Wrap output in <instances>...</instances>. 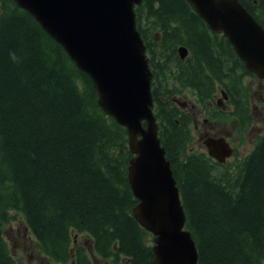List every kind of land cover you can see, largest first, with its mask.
<instances>
[{
	"label": "trees",
	"instance_id": "trees-1",
	"mask_svg": "<svg viewBox=\"0 0 264 264\" xmlns=\"http://www.w3.org/2000/svg\"><path fill=\"white\" fill-rule=\"evenodd\" d=\"M240 2L264 26V0ZM134 11L158 105L161 83L153 84L167 81L163 66L173 57L178 87L209 98L214 83L222 84L230 110L213 98V116L232 119L241 138L247 124L264 121L262 113L254 123L242 62L186 0H142ZM181 45L188 50L184 61ZM171 85L165 93L177 95ZM175 109L171 99L163 101L155 118L197 264H264V132L236 173L218 175L204 153L177 158L191 119ZM127 139L63 47L14 0H0V264H19L3 235L17 216L54 264H93L92 254L153 264L148 233L132 213Z\"/></svg>",
	"mask_w": 264,
	"mask_h": 264
},
{
	"label": "water",
	"instance_id": "water-1",
	"mask_svg": "<svg viewBox=\"0 0 264 264\" xmlns=\"http://www.w3.org/2000/svg\"><path fill=\"white\" fill-rule=\"evenodd\" d=\"M14 1L90 77L99 105L125 127L133 154L128 165V181L137 199L133 216L155 235L153 264H197V248L184 228L179 189L153 115L152 73L133 8L141 0ZM186 1L213 32L228 38L248 71L264 78V27L238 0ZM179 53L183 58L185 47ZM223 96L226 99V93ZM204 144L218 162L231 155L222 137H207Z\"/></svg>",
	"mask_w": 264,
	"mask_h": 264
},
{
	"label": "rangeland",
	"instance_id": "rangeland-1",
	"mask_svg": "<svg viewBox=\"0 0 264 264\" xmlns=\"http://www.w3.org/2000/svg\"><path fill=\"white\" fill-rule=\"evenodd\" d=\"M228 60V59H226ZM239 76V75H238ZM251 76H247L245 78V81L251 80ZM171 83L174 86H177L178 89H180V93H185L188 98H192L193 101L191 102L193 107L194 104L196 103V110L204 109V112L202 114L204 117H208L206 120L205 119H200L198 121L193 122V124H190V132H192L194 139L190 140L191 137L186 140V145L185 148L182 150H179V154L177 158L179 160L184 159L186 156L192 157L195 153L196 150L199 151H204L205 144L204 140L207 137L216 136L218 134V130H221L222 132H230L229 129H231V126L229 122H227L225 125H220L221 121L217 120L214 116H208V108L210 106L208 105V100H210L214 96V92L220 88V82H215L214 83V92H210V96L208 99H203L200 101H197V99L193 96L192 91L188 89H184L181 86L178 87L177 81L169 78L166 82H163L162 85L166 88L173 87ZM259 84V81L255 80L254 88ZM261 84V89H264V81L260 82ZM179 93V92H178ZM172 96L170 94H165L164 96V101H167L170 99ZM207 104L208 108L204 107V105ZM192 109V108H191ZM190 109V110H191ZM264 115V113H263ZM258 118L261 116L256 115ZM196 125V127H195ZM264 121L257 122L254 124V126L258 127L260 130L250 133L248 136L247 143L240 146L238 148V156H243L251 151L252 145L254 143V139L257 134H263V126ZM231 133V132H230ZM244 157V156H243ZM229 163L234 161V159L231 157L228 159ZM228 170L232 173L237 172V165L230 163L228 165ZM218 175L221 174V172L217 173ZM4 232V239L9 247L10 253L15 257V259L18 261L19 264H54L53 262H50L47 258H45L44 254L41 252L40 248L36 245L35 238L33 235L29 232L24 235L25 232V226L23 221H21V217L17 216L16 220H12L10 224L4 225L3 226ZM27 236V238L25 237ZM151 238V236H150ZM148 245H152V239H150V242L147 243ZM94 257L92 254L91 260ZM102 259V257H97L96 261ZM98 259V260H97Z\"/></svg>",
	"mask_w": 264,
	"mask_h": 264
},
{
	"label": "flooded vegetation",
	"instance_id": "flooded-vegetation-1",
	"mask_svg": "<svg viewBox=\"0 0 264 264\" xmlns=\"http://www.w3.org/2000/svg\"><path fill=\"white\" fill-rule=\"evenodd\" d=\"M181 46L177 47V53H178L179 57H180L179 48ZM173 59H174L173 57H170V59L168 58V62L169 63H168L167 68L165 67V65L163 66L164 67L163 72L165 73L163 80L166 77H168V79L171 78V79L175 80L174 76L176 75L177 70H176V65H174L175 63L173 62ZM181 60L184 61L185 58H181ZM238 71H239V69H237V73H238ZM245 72L246 71L244 69L241 70V74H244ZM255 80L259 81V84L254 88ZM261 81H262L261 79H257V78L253 77L251 80L247 81L246 83L242 82L244 87H248L249 90L251 89V90H254L256 92V94L254 96L250 97V99L253 102H256V104H252V103L249 102L250 108L254 110V114H255V115L253 114L254 123L256 121H258V119L260 118V117L258 118L256 116V115L260 116V105L262 107H264V89L260 90V88H261L260 82ZM158 83H161V89L159 90V93H160L159 94L160 104L158 105V101L157 100L154 101V108L156 110H158L160 105L163 103V101H164L163 99H164V96L166 94L165 91L167 90L164 87L165 90L163 92V96H161V94H162V83L163 82H158L157 81L156 83L153 84V87L155 88V86ZM184 89H188V90L192 91V88H190V87H187V88H184ZM192 94H193L192 97L194 98L196 93L192 91ZM207 95H208V92L203 93L202 97L197 94V98L196 99H197V101L203 100V99H205L207 97ZM213 98H215V97H212V99ZM170 99L175 103V108H176L175 111L176 112H180L183 115L186 114V115L190 116V119L193 120V122L198 121L200 119H205L206 120V117H204V115L202 114V112H204V110L200 109V108L198 110H196V107L195 106L193 107V105L191 103L193 101V99L191 97L188 98L185 93H180V91H179V93L177 95L172 96ZM216 100H219V98L216 97ZM165 102H167V101H165ZM225 102H226V100H223V103H225ZM210 103L212 104V101H210ZM209 106H213V105H209ZM204 107L208 108L207 104H205ZM190 113H192V115ZM226 118L229 119V117H226ZM193 122H190L189 124H193ZM227 122H229V124L231 126V129H229L231 133L230 132H222L221 130H223V129H220V130H218V134L216 136H214L215 134L212 136V137H217V136L224 137L229 142V145H230V147L232 149L231 155L229 157H227L223 163H219L218 164L219 166H221V165L226 166L227 164H230V163H233V164L237 165L240 162V160L243 159V156L246 155L245 154L243 156H238V153H237L238 152V148L240 146H242V145L247 143L248 136H249L250 133H253V132H256V131L260 130L258 127L254 126V124H247L246 127H245V130L243 132V137L241 138L238 135V130H237V127H236L237 124L232 119H230V120H226L225 119V120H223V122H221L220 125H225ZM262 126H263V129H264V125H262ZM195 127H196V125H195ZM261 135L262 134H257L256 135V137L254 139V143L256 142L257 138L259 136H261ZM190 137H191L190 140L194 139L192 132L189 133V136H188L187 140ZM254 143L252 145V148L254 146ZM231 157L234 159V161L229 163L228 159L231 158ZM27 232L28 231L25 229L24 235L27 234ZM25 237L27 238V236H25ZM121 256L122 255H112L108 259H105V258H102V259L100 258V260L97 259L98 261H96L97 256H94L92 258L91 262L93 264H129L127 259H125L124 256L123 257H121Z\"/></svg>",
	"mask_w": 264,
	"mask_h": 264
},
{
	"label": "bare ground",
	"instance_id": "bare-ground-1",
	"mask_svg": "<svg viewBox=\"0 0 264 264\" xmlns=\"http://www.w3.org/2000/svg\"><path fill=\"white\" fill-rule=\"evenodd\" d=\"M153 245H154V241H153Z\"/></svg>",
	"mask_w": 264,
	"mask_h": 264
}]
</instances>
